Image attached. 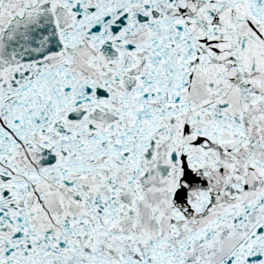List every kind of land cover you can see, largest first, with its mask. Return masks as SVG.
Instances as JSON below:
<instances>
[{
	"label": "snow or ice",
	"instance_id": "obj_1",
	"mask_svg": "<svg viewBox=\"0 0 264 264\" xmlns=\"http://www.w3.org/2000/svg\"><path fill=\"white\" fill-rule=\"evenodd\" d=\"M0 264H264V0H0Z\"/></svg>",
	"mask_w": 264,
	"mask_h": 264
}]
</instances>
